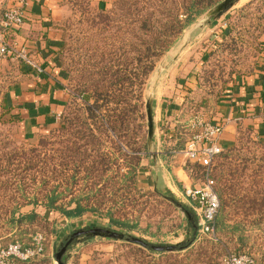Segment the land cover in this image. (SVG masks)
Instances as JSON below:
<instances>
[{
  "label": "rangeland",
  "instance_id": "rangeland-1",
  "mask_svg": "<svg viewBox=\"0 0 264 264\" xmlns=\"http://www.w3.org/2000/svg\"><path fill=\"white\" fill-rule=\"evenodd\" d=\"M74 1L68 0L66 12L57 23L62 38L59 63L67 75V90L70 97L61 116L55 121V126L47 133L41 134L35 142H28L24 138L23 130L19 126L21 121L13 115V111L6 113L13 109L10 98H7L9 92L15 88V85L23 82L19 60L10 61L0 58V246L6 247L14 242L26 243L37 234H41L46 239L50 254L41 258L49 259L48 263L43 264H58L56 254L75 232L104 228L130 235L151 245L179 246L180 249L160 253L126 241L100 236H83L69 246L64 262L66 264H220L228 255H249L254 259V264H264V212L259 210L258 205H256L257 210L250 211L249 208L252 200H264V140L255 132L260 131L261 128L256 126L247 128L253 133H242L237 136L231 147L234 150L229 159H220L218 170L210 173L215 177L223 202H226L223 210L228 225L231 227L239 225L245 231L249 244L239 248L238 245L230 242L229 236L225 233H217L213 237L203 235L198 228L196 238L191 235L190 220L184 211L185 208L193 214L191 201L184 196L183 191L173 194L165 186L166 182H172L173 179L176 182L173 174L176 168L183 167L185 170L188 164L193 163L181 151H177L176 155L171 153L176 137L166 139L167 134L173 130L169 124L161 120L160 114L163 110H167L171 99L167 91L170 92L169 95L176 91L178 78L173 74L170 77L165 75L175 64L177 57L187 51L182 62L191 59V67H194L208 47L214 43L218 46L225 39L228 33L223 39L221 37L224 36L227 28L223 29L222 26L231 18L234 29L231 38L235 40L237 56L231 58L226 54L214 55L215 57L211 58V62H208L206 67L215 69L217 65V69L223 67L225 73L221 76L218 69L212 82L215 88L211 87L212 83L209 84L203 79L205 88L224 96L223 88L226 86L222 81L229 80L228 71L235 69L237 73V78L228 83L230 88L257 69L260 55L264 52V1L257 0L251 7L244 8L253 0H239L225 15L216 17L208 25L194 30L210 10L189 27L167 53L157 59L156 68L148 77L143 94L146 103L143 110L145 120L142 122L137 113L132 116L129 128L124 131L126 135L121 140L115 133L109 134L108 137L95 134L96 139L103 140L101 152L109 153L108 170L98 166L99 172L89 175L86 167L87 169L92 167V162L87 160L86 165L80 164L79 160L82 158L78 151L72 156V158L76 157L70 160L72 170L66 171L63 166H58V173L43 176L39 173L42 164H39L36 170L29 171L28 161L38 155L41 159L50 156L59 158L66 153V146L72 147V144L69 145L67 142H76L77 138L63 130L65 118L79 115L78 111L86 106V102L93 103L99 96L102 87L116 89L120 78L119 75L115 76V71L129 67L130 80L125 86L128 88V85L136 82L134 76L139 62L138 38L149 40L146 36L151 37L156 26L155 23L148 22L146 26L144 21L147 17L141 14L144 6L149 5L151 0H119L110 9H96L90 2L84 0L79 1L77 6ZM103 9L107 11L102 12ZM194 69L201 68L195 66ZM162 75L169 82L166 87L170 88H166L164 96L162 95L161 99L154 103L153 143L157 155V159L154 160L148 145L146 106L153 95L154 86L158 84ZM189 90L185 88L182 90L185 92L180 114L185 115V122L182 125L187 126L189 123L191 125L195 119L212 121L217 97L215 99L212 96L213 102L207 107V111L203 106V110L200 111L197 103L204 97L207 99L209 97L200 91L190 97ZM113 92L115 97L123 95L118 94V91ZM186 105L188 109H185ZM198 110L200 113L197 112ZM141 124H145V127L141 128ZM53 131H55L53 139L51 138L53 144L39 147V141L42 138L52 137ZM182 134H184L182 138L185 147L189 138L185 130L184 132L182 130ZM171 141L173 145L170 144ZM145 142L148 150L140 152L138 149L142 148ZM34 148H37L36 152L31 151ZM87 151L93 157L92 148H88ZM139 157L142 158L140 163ZM59 164L58 161L57 165ZM132 164L133 166L136 164V178L134 181H126L125 177H128ZM74 167L79 170L76 178L73 177ZM144 168L148 170L147 176L142 174ZM200 177L203 175L200 174L195 181L190 178L194 186L201 185L205 180ZM69 179H71L70 183H74L72 187H67L65 184ZM50 180L53 182L49 187H45L44 184H47L45 181L51 182ZM87 182H90L89 187H86ZM157 182H159L158 188L154 186ZM55 187H58L57 195L62 198L59 205L67 204L72 198L82 196L90 198L89 207L98 212L74 220H68L56 212H51L53 214L51 215L46 212L44 202L46 190ZM239 196L245 199L237 204L241 210L236 211L233 201ZM36 197L41 201L37 207L28 204ZM16 208L23 214L36 208L43 219L34 225L13 227L10 225V220ZM109 214H113L116 220L129 223L128 226L132 229L122 228L120 224L110 220ZM185 244L189 247L182 249Z\"/></svg>",
  "mask_w": 264,
  "mask_h": 264
},
{
  "label": "trees",
  "instance_id": "trees-1",
  "mask_svg": "<svg viewBox=\"0 0 264 264\" xmlns=\"http://www.w3.org/2000/svg\"><path fill=\"white\" fill-rule=\"evenodd\" d=\"M74 1V0H73ZM79 1L83 0H75L74 4L78 6ZM85 2H90L89 0H84ZM152 2L149 5L144 6V9L141 11V14L143 16L147 17V20L144 21L146 23V26H148V23H155L154 31L150 35H147L146 37L149 38L143 39L138 38L139 44V62H138V68L135 70V83H132L131 85H128V88L125 86L128 84L130 78L128 77L129 73V67H126L124 70H117L115 71V76L119 75L118 80V86L116 89H112V87H102L100 90L101 93H99V96L94 99L93 103L86 102V106L84 108H81L76 117H66L64 120V131L68 133V135L76 136L77 141L71 142L68 141L67 144L71 145L72 147L66 146L65 150L66 153L61 155V157L56 156H50L46 158H40L38 155L37 157L30 159L28 161V167L27 170L32 171L36 170L37 166L39 167V164H42V168L39 170V173L45 176V174H51L55 175L58 173L57 167L63 166L64 170H72L70 169V160H73L76 156L72 158L73 155H76L78 151L79 156L82 158L79 160L80 164H85L87 160H91L92 167L87 169L89 175L95 174L96 172H99V169H97L98 166L105 167L106 170L108 167V158L109 153H102V147H103V140L100 141L96 139L95 134H98L100 137L105 136L108 137L109 134L115 133L118 134L119 139H123V137L126 135L124 133L125 129L127 130L129 128V122L132 119V116L138 114V118L143 122L146 118L145 114H143L144 106L146 103H144L143 100V94L145 90V85L147 83L148 77L150 74L155 70L156 68V62L157 59L161 56H163L165 53H167L176 43V41L179 39V37L192 25H194L199 18H201L203 15H205L207 12L212 10L214 7L222 3L224 0H151ZM255 1H251L248 5H246L244 8L251 7ZM264 1V0H260ZM68 4V3H67ZM106 9V8H105ZM103 9L102 12H105L107 10ZM5 12V11H4ZM2 13V17L3 14ZM217 20V19H216ZM233 19L231 18L229 21H227V26L229 29V32L225 39L220 42V45H212L211 47H208L207 50L202 55L200 61L196 64L200 65V70L197 71L196 69L193 70V75L195 77L196 81V87L194 90L188 91V96L192 97L195 93H198L199 91L201 93H204L207 98H203L202 101L197 103L198 109L202 111V106L206 110L207 107L210 105L211 102H213V97L216 99V106L222 101L223 95L220 96V94H216V92L209 91L205 88L203 84V79L205 82H208L211 84L213 80H215V74L218 72L221 76L225 73L223 70V67L217 69V65L215 66V69H209L206 67V64L208 62H211V58L219 54H226L227 56H230L231 58H234L237 56L235 54V40L233 41L232 33H233ZM57 29L58 25L56 26ZM148 32V31H147ZM158 32V33H157ZM61 49L59 53L60 59ZM234 56V57H233ZM215 57V56H214ZM234 64V63H233ZM235 66V65H233ZM204 68V69H203ZM209 69V70H208ZM109 71V70H108ZM255 71V70H254ZM253 71V72H254ZM253 72L249 73L248 76H250ZM124 73V75H120ZM108 74V73H106ZM230 76L229 80H223L224 87L223 93H225L229 87L228 83L229 81L235 80L237 77V73L235 69H231L227 72ZM246 76V77H248ZM237 84V83H235ZM234 84V85H235ZM132 86V87H131ZM212 88H215V85L211 84ZM134 88V89H133ZM213 90V89H212ZM113 91H118V94H123L122 96H114ZM137 92V95H136ZM98 93V90H97ZM213 96V97H212ZM187 101V100H186ZM188 102V101H187ZM188 107V105L185 106V109ZM188 109V108H187ZM216 107L214 108L215 112ZM197 111L200 113V111ZM13 111V109H10L6 113H9ZM207 111V110H206ZM65 113V112H64ZM5 114V113H4ZM185 115L182 113L180 115V119L176 126L172 129L174 131V136L176 137V143L173 145V150H171L172 154H176L177 151H183L184 145H183V135L182 130L187 138V142L191 139V137L194 134V131L191 130V125L187 124V126H183L182 124L185 122L184 120ZM141 128L145 127V124L140 125ZM55 131L52 132L49 139L42 138L39 141V147H45L47 145L53 144L51 141L53 139ZM242 133H253L251 129L245 128L242 124H238L237 126V136H239ZM52 138V139H51ZM88 148H92L93 151V157L90 155L87 151ZM140 152L144 151L147 152L148 146L147 143H144V146L140 149H138ZM234 148H228L226 149L221 155H219L212 167L209 171V177L214 180L215 182V188L218 193L219 199H220V211L218 213V216L216 218L215 223V229L216 234L217 233H225L229 236L230 242L238 245L239 248L246 247L249 242L245 235V231L243 228H241L239 225L231 227L228 225V220L226 218L225 212L223 208L226 207V202L222 200V196L220 195V192L217 187V183L215 181V177L210 174L213 170H218V167L220 166L219 160L220 159H229L230 154L233 152ZM32 152H36L37 148H34L31 150ZM67 154V155H66ZM39 157V158H38ZM94 159V160H93ZM61 160V161H60ZM142 160L141 157H139V163ZM58 161L60 162L59 165ZM75 175L73 176L76 178V173H79V170H76V167H74ZM80 166L78 167V169ZM130 173L128 174V177H125L126 181H130L136 178V164L133 166L130 165ZM43 169V170H42ZM186 173L192 180L198 179V176L203 175V177H200L201 179H205L206 175L208 173L207 169L205 167H202L199 164H188V166L185 167ZM203 172V174H202ZM205 172V174H204ZM92 179V178H90ZM67 180L66 185L67 187H72L74 185L73 182L70 183ZM51 181V180H50ZM53 182H47L45 181L44 184L45 187H49V185ZM90 182H87L86 187H89L88 184ZM96 187V186H95ZM58 187H55L54 189L46 190V196H45V202L44 207L46 212H56L60 214L61 216L65 217L68 220H74V219H81L84 216L92 213H97L98 211L96 209H93L90 206L91 199L84 198L82 196L77 198H72L67 204L59 205L62 198L57 195ZM82 197V198H81ZM245 197L239 196L237 199L235 197L233 204L235 205L234 210L239 211L241 210V207H237V204H240L242 201H244ZM41 203L39 199L32 198L28 204L33 206H38ZM260 208L259 210L264 212V200L257 201L252 200L251 204L249 206L250 211L253 209L257 210V206ZM261 206V207H260ZM246 208V207H245ZM246 210V209H244ZM193 214H195L193 212ZM262 214V213H261ZM18 215V216H17ZM17 216V217H16ZM41 213L34 208L31 212L27 214L21 213V211L18 210V208L14 209L12 212V217L10 220V225H13V227H21L25 224L27 225H34L38 221L42 220L43 217H41ZM108 217L110 220L118 223L121 225L122 228L131 230L132 228L129 227V223L123 222L120 220H116L115 216L113 214H109ZM190 233L193 237L196 238L197 234L194 229L193 223L190 221ZM239 233V234H238ZM24 244V246H28L31 241L29 242H21ZM189 245L185 244L182 249L188 248ZM49 251L46 246L45 248V256H49ZM44 258V257H42ZM41 259V258H40ZM39 260V259H37ZM35 260V261H37ZM43 260V261H42ZM40 261V264H43L45 262H49V259H42ZM46 260V261H45ZM33 262V261H32ZM30 263V262H29ZM221 264V262H220Z\"/></svg>",
  "mask_w": 264,
  "mask_h": 264
},
{
  "label": "crops",
  "instance_id": "crops-1",
  "mask_svg": "<svg viewBox=\"0 0 264 264\" xmlns=\"http://www.w3.org/2000/svg\"><path fill=\"white\" fill-rule=\"evenodd\" d=\"M21 1L23 0H0V22L2 13L11 7L21 6ZM89 1L96 9H110L119 0ZM67 3L68 0H26L24 25L7 33L8 41L18 48H25L43 70V73H37L19 61L20 70L23 72V82L15 85V88L9 92L10 95L7 96L12 102L13 115L21 121L19 126L28 142L37 141L41 134L47 133L55 126V121L61 116L70 97L67 90V75L63 72L58 60L62 38L56 27L66 12ZM222 28H227V31L224 32L221 39L228 33L226 23ZM186 54L187 51L179 58L177 57V61L165 75L170 77L173 74L178 78L176 91L171 95L167 91L168 97L171 98L167 110L160 113L161 120L163 119L167 125L169 124L171 130L180 119L183 96H185V92L182 90L196 87L193 75L196 65L191 67V59L182 62ZM9 60L15 61V59ZM197 66L200 67V65ZM163 76L156 86L154 103L161 99L162 95L164 96L166 88H170L166 87L169 82ZM214 113L212 121H218L225 125L220 139L225 150L234 145L238 124H242L246 128H255V126L261 128L260 131L255 132L264 140V52L260 55L257 69L250 76L240 79L237 84L225 92ZM168 137H174V131L167 134L166 139ZM170 144L173 145V142L171 141ZM175 170L176 172L173 171V174L176 182L174 179L172 182H166L165 187L169 191L177 194L184 191L186 187L194 186L183 167ZM147 171V168H144L142 174L147 176ZM158 183L154 184L156 188L159 187ZM41 260L23 264H40Z\"/></svg>",
  "mask_w": 264,
  "mask_h": 264
},
{
  "label": "built area",
  "instance_id": "built-area-1",
  "mask_svg": "<svg viewBox=\"0 0 264 264\" xmlns=\"http://www.w3.org/2000/svg\"><path fill=\"white\" fill-rule=\"evenodd\" d=\"M26 0L21 6L7 9L0 22V58L15 59L25 63L37 73H43L42 68L30 56L25 48H18L7 39V33L19 29L25 23ZM194 131L191 139L186 143L182 154L193 164H199L208 171L205 180L199 186L186 187L184 196L193 205L198 220V227L203 235L216 236L215 223L220 211V199L215 188V182L209 177V171L215 159L225 149L220 139L225 130L224 123L195 119L191 123ZM46 239L37 234L28 246L14 242L6 247L0 246V264H23L35 261L45 255ZM249 255H228L221 264H254Z\"/></svg>",
  "mask_w": 264,
  "mask_h": 264
},
{
  "label": "water",
  "instance_id": "water-1",
  "mask_svg": "<svg viewBox=\"0 0 264 264\" xmlns=\"http://www.w3.org/2000/svg\"><path fill=\"white\" fill-rule=\"evenodd\" d=\"M238 1L239 0H225L223 3L218 5L215 9H213L209 13H207L206 16L196 25V27H194V30L208 25L216 17H221L222 15H225L227 12H229L235 6V4ZM156 86L157 85L154 86L153 95L151 96V98L147 102V106H146L147 121H148V145H149L150 151L152 152V157L154 160L157 159V155H156V151H155L154 143H153V139L155 136V121H154L153 108H154ZM179 206L183 208V206H181L180 204H179ZM184 211H185L188 219L193 223L194 229H195L196 234H197L199 227H198V220H197L195 214L193 215L192 213H190V211L186 210L185 208H184ZM83 236H90V237L100 236L103 238H111V239H114L117 241H126V242H129L132 244L140 245V246L145 247L146 249H150L154 252H160V253L173 252V251L180 249L179 246L151 245V244H148V243L142 241L141 239L132 237L130 235H126V234L119 233V232H114V231L104 229V228H92V229L77 231L67 240V242L62 247V249L56 254V260H57L58 264H66L64 262V256L66 255L69 246L72 245V243L76 239L83 237Z\"/></svg>",
  "mask_w": 264,
  "mask_h": 264
}]
</instances>
